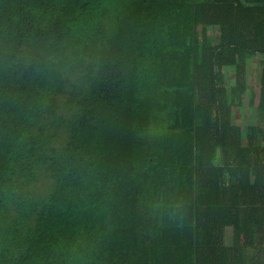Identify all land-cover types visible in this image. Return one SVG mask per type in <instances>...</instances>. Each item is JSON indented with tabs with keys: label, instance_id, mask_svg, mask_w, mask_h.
<instances>
[{
	"label": "trees",
	"instance_id": "trees-1",
	"mask_svg": "<svg viewBox=\"0 0 264 264\" xmlns=\"http://www.w3.org/2000/svg\"><path fill=\"white\" fill-rule=\"evenodd\" d=\"M0 264H264V0H0Z\"/></svg>",
	"mask_w": 264,
	"mask_h": 264
},
{
	"label": "rangeland",
	"instance_id": "rangeland-1",
	"mask_svg": "<svg viewBox=\"0 0 264 264\" xmlns=\"http://www.w3.org/2000/svg\"><path fill=\"white\" fill-rule=\"evenodd\" d=\"M259 78H260V65L255 61H251L249 63L247 83H248V88L253 91V94L255 96V101H257L259 96ZM251 117L252 114L249 112L246 115V118L250 119Z\"/></svg>",
	"mask_w": 264,
	"mask_h": 264
}]
</instances>
